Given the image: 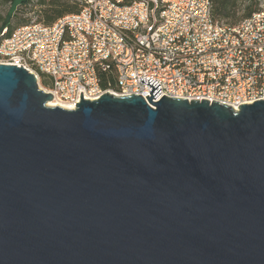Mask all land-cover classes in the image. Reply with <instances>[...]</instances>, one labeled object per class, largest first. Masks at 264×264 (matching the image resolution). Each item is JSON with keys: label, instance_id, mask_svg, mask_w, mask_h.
I'll list each match as a JSON object with an SVG mask.
<instances>
[{"label": "water", "instance_id": "water-1", "mask_svg": "<svg viewBox=\"0 0 264 264\" xmlns=\"http://www.w3.org/2000/svg\"><path fill=\"white\" fill-rule=\"evenodd\" d=\"M154 86L66 109L0 63V264H264V100Z\"/></svg>", "mask_w": 264, "mask_h": 264}, {"label": "built area", "instance_id": "built-area-1", "mask_svg": "<svg viewBox=\"0 0 264 264\" xmlns=\"http://www.w3.org/2000/svg\"><path fill=\"white\" fill-rule=\"evenodd\" d=\"M82 1L52 25L0 32V63L34 73L54 106L76 109L81 92L91 101L107 92L147 99L157 82L154 101L207 99L239 110L264 100V8L230 25L212 17L211 0ZM110 70L117 88L105 89L100 72Z\"/></svg>", "mask_w": 264, "mask_h": 264}, {"label": "trees", "instance_id": "trees-1", "mask_svg": "<svg viewBox=\"0 0 264 264\" xmlns=\"http://www.w3.org/2000/svg\"><path fill=\"white\" fill-rule=\"evenodd\" d=\"M2 3H14L16 0H0ZM251 3L248 5L243 13L240 14L241 8L239 0H211L212 3V17L220 22H224L230 25L237 24L245 18L250 17L253 13L260 10L255 3L257 0H250ZM22 4L25 5L30 2V0H21ZM44 2V1H43ZM46 2V1H45ZM44 2V3H45ZM47 8L44 10V23L46 25H52L58 19L69 15L79 13L83 7L82 0H49L47 3ZM29 24L25 20H20L15 26H12L11 19L5 20L3 25L0 27V32L7 28V33L5 36H10L15 29L20 26ZM2 37H0L1 39ZM41 79L45 86L50 85V81L45 74L41 73ZM100 82L101 86L105 89L117 88L116 78L114 71H101L100 72Z\"/></svg>", "mask_w": 264, "mask_h": 264}, {"label": "rangeland", "instance_id": "rangeland-1", "mask_svg": "<svg viewBox=\"0 0 264 264\" xmlns=\"http://www.w3.org/2000/svg\"><path fill=\"white\" fill-rule=\"evenodd\" d=\"M49 0H30L29 3L21 5V0H16L14 3H2L0 1V27L5 20L11 19L12 26H15L18 21L25 20L27 23L44 22V10L47 8ZM241 13L250 5V0H239ZM255 6L264 8V0H257ZM41 84L45 86L41 79Z\"/></svg>", "mask_w": 264, "mask_h": 264}, {"label": "bare ground", "instance_id": "bare-ground-1", "mask_svg": "<svg viewBox=\"0 0 264 264\" xmlns=\"http://www.w3.org/2000/svg\"><path fill=\"white\" fill-rule=\"evenodd\" d=\"M49 105H50V106H54V105H58V104H57L56 102H54V101H50V102H49Z\"/></svg>", "mask_w": 264, "mask_h": 264}]
</instances>
